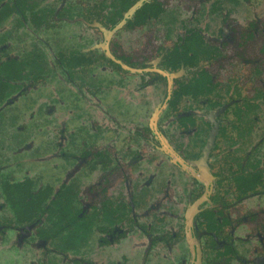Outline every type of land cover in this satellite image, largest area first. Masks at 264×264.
<instances>
[{"label":"flooded vegetation","instance_id":"flooded-vegetation-1","mask_svg":"<svg viewBox=\"0 0 264 264\" xmlns=\"http://www.w3.org/2000/svg\"><path fill=\"white\" fill-rule=\"evenodd\" d=\"M0 264H264V0H0Z\"/></svg>","mask_w":264,"mask_h":264}]
</instances>
